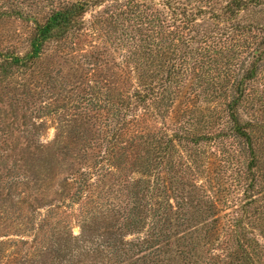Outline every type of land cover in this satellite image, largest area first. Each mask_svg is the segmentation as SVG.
I'll use <instances>...</instances> for the list:
<instances>
[{
    "label": "rangeland",
    "instance_id": "1",
    "mask_svg": "<svg viewBox=\"0 0 264 264\" xmlns=\"http://www.w3.org/2000/svg\"><path fill=\"white\" fill-rule=\"evenodd\" d=\"M70 1L0 0V52L23 55L35 23ZM124 2L90 0L65 37L44 44L32 69L0 67V264H144L141 239L151 234V224L161 225L168 216L174 219L171 239L150 241L160 255L155 264H264V219L244 220L241 250L235 237L219 228L231 223L235 208H207L209 214L192 188L182 194L185 208L189 205L183 223L175 221L177 208L146 204L140 184L152 180L145 171L149 147L138 138L144 129L134 135L130 126L131 116L146 110L133 102L142 83L134 75L128 45L149 29L119 15ZM245 19L264 24V7L252 8ZM263 87L264 64L247 86L252 101L240 107L241 122L264 125V105L256 100ZM109 103L126 113L128 123L113 154L120 167L118 186L107 174L105 183L99 182L107 157L105 125H111L114 113ZM259 153L264 155L263 149ZM220 166H213L211 178L226 181L219 187L234 193L227 177L231 171L221 173ZM201 178L185 183L198 186ZM170 203L174 207L173 196ZM213 226L216 233L210 235Z\"/></svg>",
    "mask_w": 264,
    "mask_h": 264
},
{
    "label": "trees",
    "instance_id": "2",
    "mask_svg": "<svg viewBox=\"0 0 264 264\" xmlns=\"http://www.w3.org/2000/svg\"><path fill=\"white\" fill-rule=\"evenodd\" d=\"M89 2L72 0L58 4L41 23H35L29 48L23 55L0 52V67L32 69L44 44L65 37L83 16ZM124 3L117 8L119 15L137 20V26L149 29L143 37L129 43L131 46L127 44L135 63L134 75L142 83V88L137 87L132 96L133 102L146 110L130 115L133 134H139L138 129L143 128L144 135L138 138L149 147L145 171L152 180L140 184H144L146 204L150 201L149 205L153 203L161 210L177 208L175 221L183 223L189 205L185 208L182 194L192 188L200 193L199 206L207 212V208H235L231 223L219 228L229 231L235 237V245L243 250L238 237L246 226L244 220L252 215L257 220L264 219V155L259 153L261 149L264 151V125L257 120L241 122L238 115L241 106L251 104L247 86L258 78L264 64V24L245 18L252 8L264 7V0H125ZM261 92L264 94V90L256 100L264 105ZM113 105L108 106L114 112L110 115L111 125H105L109 132L102 139L107 143V157L102 162L99 182L104 184L107 174L118 186L120 167L114 164L113 154L128 123L126 113ZM205 110L209 111L208 116ZM120 114L123 119L117 118ZM147 122L154 124L142 125ZM217 162L223 165L219 167L221 173L231 171L227 177L234 193L230 187H219L226 181L211 178L210 172ZM198 177H202L198 183H203L189 186L191 178ZM170 196L175 201L174 207ZM173 221L168 216L160 219L161 225L158 221L150 225L151 234L140 242L144 264L160 262L157 244L150 241L162 244L168 236L171 239ZM164 228L169 235H162ZM257 229L262 234L261 228ZM210 230V235L216 233V226ZM138 246L137 242L134 247Z\"/></svg>",
    "mask_w": 264,
    "mask_h": 264
}]
</instances>
